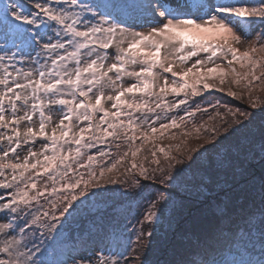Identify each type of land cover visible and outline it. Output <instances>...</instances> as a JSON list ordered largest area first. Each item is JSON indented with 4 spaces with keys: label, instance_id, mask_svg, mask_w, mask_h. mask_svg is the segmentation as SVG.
I'll list each match as a JSON object with an SVG mask.
<instances>
[{
    "label": "snow or ice",
    "instance_id": "obj_1",
    "mask_svg": "<svg viewBox=\"0 0 264 264\" xmlns=\"http://www.w3.org/2000/svg\"><path fill=\"white\" fill-rule=\"evenodd\" d=\"M253 36L241 52L236 45ZM261 51L264 0H0V264H147L141 255L161 205L199 150H217L255 119L247 108L213 104L203 93L226 90L208 81L245 82L251 109L264 111L253 95L255 81L264 82ZM177 62L191 63L174 71ZM196 113L207 120L194 121L182 143H152L137 160L158 132ZM202 129L207 146L188 148ZM261 139L264 158V131ZM120 168L123 179L108 175ZM115 185L146 202L134 240L59 256L73 220ZM182 264H264V209L258 229L252 217L221 224L211 244L197 243Z\"/></svg>",
    "mask_w": 264,
    "mask_h": 264
},
{
    "label": "trees",
    "instance_id": "obj_2",
    "mask_svg": "<svg viewBox=\"0 0 264 264\" xmlns=\"http://www.w3.org/2000/svg\"><path fill=\"white\" fill-rule=\"evenodd\" d=\"M249 39H255V37ZM244 71H247V68L241 72ZM229 82H232V77H228L224 84L227 86ZM244 83L242 81L241 85H236L232 82L236 89L234 92L243 94V99L228 96L227 89L225 93L218 90H210L213 95H209V91L203 93L213 104L219 100L221 105L247 108L255 112V119L245 128L229 136L217 150L210 153H203L202 148L199 150L202 153L201 159L177 182L168 204L161 205L163 212L160 222L153 226L154 234L141 255V260L146 259L147 264H182V261L192 255L197 243L211 244L221 224L235 225L252 217L258 229L261 210L264 209V189H262L264 158L261 153L264 111L251 109L247 100V89L243 87ZM255 84L257 87L253 95L264 100V82L255 81ZM259 89L262 91L259 92ZM168 99L171 101L172 97L169 96ZM105 106L110 107L108 104ZM204 107H207V104ZM208 110L212 111L211 108ZM175 111L177 110L174 109L173 112ZM221 111H223L222 108ZM180 115L184 114L181 112ZM185 120L186 125L181 124L178 128L161 130L162 137L158 132L153 141L145 145L143 152L137 156V160L148 155L152 143L165 147L182 143L185 139L183 133L192 130L193 122L200 123L202 120H207V116L201 117V113H196L191 119L185 117ZM213 123L218 124L219 119L208 122L209 125ZM153 126L159 128V124ZM204 135L205 130L202 129L200 139H196V133L193 132L192 136L187 138V147L195 148L197 144L206 147ZM221 135L227 134L221 132ZM136 143L139 144L140 140ZM112 150L116 151L115 148ZM185 150L181 148L179 151ZM172 154L177 155L178 150L173 148ZM126 166L128 161H125ZM123 170L120 168V172L114 171L108 175L117 180L123 179L120 175ZM113 187L116 190L105 193L97 201L96 207L86 210L73 220L67 229L68 239L57 245L59 256L66 255L73 247L87 254L98 243L103 242L116 247L126 238L131 237L134 240L132 224L135 223L138 214L143 211L146 202L138 197L123 195V188L119 185ZM147 191L151 192L153 188L149 187ZM220 210L226 213L222 219ZM214 250V248L210 249V251Z\"/></svg>",
    "mask_w": 264,
    "mask_h": 264
},
{
    "label": "rangeland",
    "instance_id": "obj_3",
    "mask_svg": "<svg viewBox=\"0 0 264 264\" xmlns=\"http://www.w3.org/2000/svg\"><path fill=\"white\" fill-rule=\"evenodd\" d=\"M250 40V43H242V44H239V45H236L237 47H239L240 48V51L241 52H243V51H245L247 48H249V47H251V46H253L254 45V43H255V39H249ZM256 55H258V56H264V51H261V52H258V53H256ZM191 62H189V64H190ZM189 64H185V65H181L179 62H177L175 65H174V71H183L186 67H188L189 66ZM209 67H211V65H209ZM225 67H227V65H225ZM235 67L237 68V70H239V71H242V70H244L245 68H241L240 67V63H236L235 64ZM219 80H218V78H216V79H211V80H209L208 82L209 83H213V84H217L218 85V87H223V88H225V89H231L232 91H235L236 89L233 87V85H232V82H229V84L226 86L225 84H219V82H218ZM210 90H215V91H217L216 89H210ZM210 90H209V92H210ZM260 90V89H259ZM262 91V89L259 91V92H261ZM261 94V93H260Z\"/></svg>",
    "mask_w": 264,
    "mask_h": 264
}]
</instances>
